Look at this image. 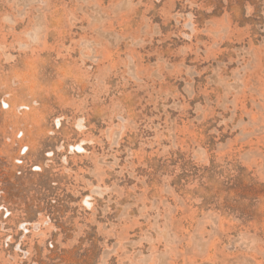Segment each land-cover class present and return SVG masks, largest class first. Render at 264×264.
I'll return each mask as SVG.
<instances>
[{"label": "rangeland", "instance_id": "374dc122", "mask_svg": "<svg viewBox=\"0 0 264 264\" xmlns=\"http://www.w3.org/2000/svg\"><path fill=\"white\" fill-rule=\"evenodd\" d=\"M0 264H264V0H0Z\"/></svg>", "mask_w": 264, "mask_h": 264}]
</instances>
